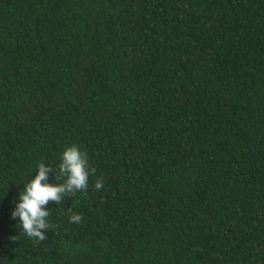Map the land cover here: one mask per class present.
Masks as SVG:
<instances>
[{
  "label": "trees",
  "instance_id": "obj_1",
  "mask_svg": "<svg viewBox=\"0 0 264 264\" xmlns=\"http://www.w3.org/2000/svg\"><path fill=\"white\" fill-rule=\"evenodd\" d=\"M69 145L88 188L31 239ZM0 264H264V0H0Z\"/></svg>",
  "mask_w": 264,
  "mask_h": 264
},
{
  "label": "clouds",
  "instance_id": "obj_2",
  "mask_svg": "<svg viewBox=\"0 0 264 264\" xmlns=\"http://www.w3.org/2000/svg\"><path fill=\"white\" fill-rule=\"evenodd\" d=\"M36 175L23 184L18 193L11 218L18 220L23 232L31 239L43 241L46 239V230L50 228L47 221L50 201L59 204L65 197L75 195L76 192L86 191L89 176L94 172L90 167L87 154L76 145H69L60 154L58 168L43 162L36 165ZM55 173L54 182H50V174ZM62 181V182H60ZM96 190L103 187V181L97 180ZM80 214H72L70 221L79 223Z\"/></svg>",
  "mask_w": 264,
  "mask_h": 264
}]
</instances>
